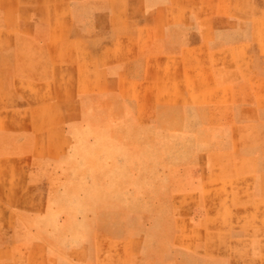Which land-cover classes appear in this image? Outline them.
<instances>
[{"label":"crops","instance_id":"1","mask_svg":"<svg viewBox=\"0 0 264 264\" xmlns=\"http://www.w3.org/2000/svg\"><path fill=\"white\" fill-rule=\"evenodd\" d=\"M86 177L124 264L134 192L141 264H264V0H0V264Z\"/></svg>","mask_w":264,"mask_h":264},{"label":"rangeland","instance_id":"2","mask_svg":"<svg viewBox=\"0 0 264 264\" xmlns=\"http://www.w3.org/2000/svg\"><path fill=\"white\" fill-rule=\"evenodd\" d=\"M86 172H91V166L86 168ZM74 189L76 190V188ZM77 189L78 192L70 193V203H68L75 204V208L65 209L66 212H72L69 215V220L75 223L57 228L54 226L53 228L54 232L64 233L63 241L52 242L63 245L61 248L62 253L56 257V260L53 259V263L61 264L64 261V264H124V259L120 257V251L124 250V243L110 238L111 236H120V233L124 232L125 226L123 223L119 224L117 222L108 224V218L105 216L104 219L102 218L105 223H94L98 219L97 216H99V207H96L95 203L96 193L94 192L92 177H86L83 185L79 182ZM142 196L145 195L140 192H134L133 194V264H141V239L139 236H141L140 205ZM77 205L79 206L78 209H76ZM115 220L117 221V219ZM77 221L78 223H76ZM48 243L50 242L45 240L38 242L37 256L33 260L34 264H50V258L47 259L49 255L47 253V250H49ZM94 249L97 251H94ZM25 260L24 258L21 264H25Z\"/></svg>","mask_w":264,"mask_h":264}]
</instances>
